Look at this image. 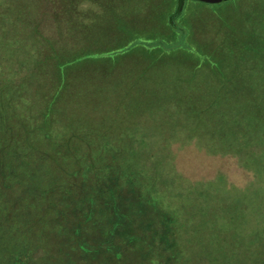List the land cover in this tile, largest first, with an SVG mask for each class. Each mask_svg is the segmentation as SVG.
<instances>
[{
  "label": "rangeland",
  "instance_id": "1",
  "mask_svg": "<svg viewBox=\"0 0 264 264\" xmlns=\"http://www.w3.org/2000/svg\"><path fill=\"white\" fill-rule=\"evenodd\" d=\"M180 3L179 0H132L129 8L144 10L132 15L127 24L136 35L144 33L148 39L162 37L168 43L176 42L180 32L170 27L167 14L181 7ZM46 8L44 4V12L40 10L35 26L24 18L27 21H22V44L19 42L13 51H0V76L5 84L0 85V100L4 99L5 104L0 106L3 110L0 115L8 119L10 112L11 120L18 124L16 133L21 132V139L27 137L22 133L26 115L29 121L39 125L40 119L34 118L39 102L38 87L47 81L57 59L63 57L56 52L55 62L51 60L55 50L65 55L69 51H83L90 42L102 47V43H109L110 47L132 38L128 36V26H119L126 23L124 20L118 24L103 21L106 37H81L71 32L68 18L46 17ZM181 9L184 13L179 23L189 31L186 36L189 48L184 49L187 51L171 52L157 46L114 62L86 59L69 73L72 84L78 83V77L96 79L87 85L90 91H86L85 97L88 99H82L77 93L65 94L68 99L62 104L58 120L63 119L65 125L68 121L84 119L92 123L91 128L97 123L108 125L95 129L89 137L93 136L95 145H99L100 137L109 140L111 144L105 149L110 148L106 151L110 156L113 151L120 152L122 173L133 176V182L130 181L133 186L116 179V170L102 182L115 177L118 181L115 185H121L118 190L100 192L102 189L97 186L101 176L95 182L82 178L79 184L83 183L85 189L79 188L74 197L63 199L59 194L61 202L58 203L71 217L64 225L69 227L60 233L53 226L56 221L52 216L58 220L63 217L61 211L49 210L51 200L47 197H41L38 202H31L29 197L23 200L21 184L13 181L15 190L9 196H0V264H264V253L254 259L219 253L213 243L216 232H197L199 221L185 234L187 242L181 237L177 241L170 229L176 213L166 209L159 192L148 189L155 180L159 188H164L171 173L176 185L182 182L185 186L196 183L205 187L211 181L216 183L210 186L211 190L225 185L246 189L256 179L255 169L244 166L241 155L229 153L240 148L229 147L227 139L234 141L235 135L240 134L239 137L255 144L252 148L256 153L264 148V122L258 131L255 126L242 125L245 119L252 118L254 124L263 121L258 120L260 111L255 114L249 108L252 93L264 97V0H185ZM3 23L0 18V28ZM206 55L214 62H209ZM143 66L148 70L143 71ZM118 69L134 74L117 79ZM105 76L111 79L106 80ZM100 78L104 83L109 81L105 89H99ZM8 103L14 104L10 110ZM240 108L246 115L243 121L233 120L228 126H220L222 117L237 115ZM110 123L113 125L109 126ZM63 125L56 128L53 143L50 138L38 137L47 132L37 134L33 128L27 133L28 139L42 152L56 146L78 153L81 160L76 163L69 159V164L72 162L74 170L84 174L89 165L86 152L93 148L84 146L78 136L66 133ZM140 137L146 143L149 141L148 148L139 149L136 139ZM102 143L100 140L101 146ZM23 145L22 149H26ZM241 149L252 151L246 144ZM151 152L156 153L160 163L140 161L139 170L132 165L133 157L141 155L144 160ZM141 164H145L144 177L138 175L140 169L143 171ZM105 167L100 170L110 168ZM56 185L58 190L59 182ZM201 207H206L205 202L202 201ZM207 208L216 209V206L209 204ZM49 211L53 212L48 214ZM212 227L209 224L207 229ZM205 228L201 225V230ZM44 229L48 232L43 234ZM173 229L177 228L173 226ZM57 238L60 239L57 241Z\"/></svg>",
  "mask_w": 264,
  "mask_h": 264
},
{
  "label": "trees",
  "instance_id": "2",
  "mask_svg": "<svg viewBox=\"0 0 264 264\" xmlns=\"http://www.w3.org/2000/svg\"><path fill=\"white\" fill-rule=\"evenodd\" d=\"M87 1H90V3ZM131 2L132 0H46L45 3L44 0H0V18L5 21L0 28V51H13L19 42L22 44V21L26 22L27 20L24 18L27 17L29 24L35 26L40 10L44 12V4L47 6L45 16H55L58 20L63 18L60 16H64L65 19L68 18L71 32L78 33L81 37L84 35L106 37L107 31L105 28H102L105 23L103 21H115L118 24L121 20H124L126 23L120 24L119 26H128L127 21L130 17L144 10L139 9L134 11L133 8H129ZM181 10L179 6L176 11L167 14V21L170 27L177 33L180 32L181 35H179V40L176 42L168 43V41L162 37L157 39L150 37L151 39H148L149 37L144 33L134 34V30L128 26L130 31L128 36L132 38L125 43H119L117 46L108 47L109 43H102L103 47L105 46L103 49L97 42H90L85 45L86 47H84L81 52L79 49L78 51H69L67 54L62 55L61 53L65 52H59V50H55L54 52V49L50 45H46L50 46L54 52L50 57L51 60L55 62L56 52L63 57L57 59L55 65L51 67L47 75V81L41 84L40 88L38 87L39 102L36 103L37 108L34 118L40 119L39 125H35L33 121H29L30 118L26 115V117L23 118L26 121L22 133L26 134L27 137L23 138L22 136L21 139V132L16 133L18 124L11 120L9 116L11 115L10 112L8 119L5 115H0V153H4L0 155V166L4 167L3 170L0 169V196L8 195V193L13 191L16 187V182H19L23 190V200L29 197L31 202H34V200L38 202V199H41V197H47L51 200L49 203V210H60V213L63 214V217L58 219L59 221L52 216V220L56 221L53 222V226L56 228V231L61 233L62 229L69 227V224L67 226L64 225L70 221L71 217L65 214L64 207L58 203V201L61 202L59 194L63 196V199L74 197V194L78 192L77 190L79 188L81 191L85 189L82 187L83 183L79 184L80 181L83 182L82 178H88L95 182L94 180H97L98 176H101V183L98 184L97 188L102 189L100 192L103 193H105L104 189L118 190V187L121 188L120 183L119 185H115L118 182L116 180L117 178L121 182H124L122 184L127 186L128 183H130L131 186H133L131 183L133 182V176L129 173H122L123 171L121 170V163L119 161L120 152L113 151L110 156L109 153L106 152L110 150V148L108 147L105 149V147L111 144L109 140L100 137L99 139L103 141L101 146L100 140L99 145H95L93 136L92 138L89 137L91 136V132L95 131V129L108 125H99V123H97L91 128L90 126L92 123L84 119L77 120L76 122L68 121L65 125H63V119L62 121L61 119L58 120L61 115V110L63 109L62 104L68 99L65 98V94L77 93L79 94L78 96L83 97L82 99H88L85 97L87 95L86 91H90L87 85L89 82L95 81L96 79L94 76H89L88 78L78 77V83L72 84L70 83L72 79L69 73H71V70L75 66L85 63L86 59H102V61L107 60L114 62L136 51L144 49L149 50L157 48V46L171 52L180 50L187 51L184 49L189 48L186 43V36L187 34L189 35V31L179 23V19L184 13V11L181 13ZM56 23L57 21L55 24ZM124 31L126 32V28L123 29V32ZM33 32H35V30H33ZM190 48L194 49L192 46ZM206 57L209 59V62H214L211 56L206 55ZM1 70L0 68V75H2ZM146 70H148V68L143 66V71ZM163 71L164 70H162V72ZM124 72H126V70L118 69L115 72L117 73V79H122L126 75L134 74L133 71ZM104 79L109 80L111 78L105 76ZM104 79H99V89H105L106 84L109 83V81L104 83ZM0 85H5L3 84L1 76ZM252 95L253 97L251 98L249 109L255 114L256 111H260L261 116H258V120L263 121L254 124L255 121L253 122V120H251L252 118L249 120L245 119L246 115L240 108L237 115L233 114L227 116L226 114L225 117H222L219 121L220 126L225 127L230 125V122H233V120L236 121L240 119V121H243L245 119L242 125L255 126L256 131H258L259 125L264 122V97L262 95H256L255 93H252ZM128 99H131V96ZM235 100L237 101L236 98ZM242 102L243 100H241L240 103ZM4 105V99L0 100V106L3 107ZM13 105L14 104L8 103L7 108L10 110V107ZM2 112L3 110H0V113ZM128 114L129 113L126 115L129 117ZM130 120L136 123L140 122L138 119ZM252 122L253 124L251 125ZM59 125H63L66 133L76 135L80 139H83L84 142L81 143L84 146L89 145L93 148L89 152H86L85 158L86 161L88 160L86 164L89 165L85 169L84 174L83 172L79 173V169L74 170L75 166H72V162L71 165L69 164V159H74L76 163L78 159L81 160L78 153L68 152L67 149L56 146L53 147V150L48 148L44 149V152H42L43 150L36 148L34 141H29L28 139L27 133H30L31 128H33V130L35 129L37 131V134L43 131L47 132V134L44 133L43 136L38 135V137L40 139L47 138L48 140L50 138L51 143H53L56 140V128ZM112 125L113 123L109 124V126ZM239 136L240 134H236L234 141L227 139L228 143L226 144L229 147L232 145L239 147L240 149H238V151L232 150L229 153L241 155L240 161L243 162L244 166L255 169L256 179L248 188L242 189L234 185H225L221 189L211 190L210 186L216 185L215 182L211 181L208 182L205 187H199L200 185L196 183H189L185 186L182 182L176 185L175 178L171 175L172 173L168 179L170 181L166 183L164 188H159V185L155 183L157 182L156 180L154 183L150 184V188L144 186L152 192H159L158 196L163 201L166 209L169 211L173 210L176 213L175 222L171 224L170 229L172 228L171 231L173 235L176 236L177 241L181 237L182 240L187 242V236L185 237V234H188L195 222L199 221V229L197 232H216L213 243L219 253H224L233 257L254 259L257 255L264 253V148L262 152L256 153L252 148L255 144ZM131 140L129 139V142H131ZM136 140L139 142V149L148 148L149 141L146 143L143 137ZM22 144L26 145H23L26 149H22ZM243 144H246V146L248 145L252 151H250V149H247V151L244 149L242 150ZM37 152L41 153L38 154ZM145 156L144 160L141 159L143 157L141 155L138 157L139 159L133 157L134 163H132V165L136 166L139 170L140 161L144 163L147 162L146 164H148V161L160 163L156 153L151 152L149 155ZM126 160L127 158H125V161ZM104 166L110 168L106 171H101V167ZM140 167H142L143 171L140 169L138 175L144 177L145 164H141ZM115 170L116 173L114 172ZM74 171L75 174L73 173ZM112 172L116 174V179L114 177L112 181L102 182L103 179L106 180V178H109ZM72 176L76 177V180L73 179ZM157 179L162 183L160 176H157ZM58 182L59 186L57 190L56 183ZM89 184L91 185V183ZM136 187L139 190L138 192L143 194L140 187L137 185ZM20 188L21 187L18 189ZM225 194L226 196L224 198L223 196ZM202 201L206 204L204 208L201 207ZM63 202L65 205V200ZM209 204L216 206V209L207 208ZM51 212L53 211H49L48 214ZM190 212L193 215H191ZM49 221H51L50 218ZM209 224H212L214 227L207 229ZM26 225H30L29 220L26 221ZM180 225L182 227H179ZM201 225L206 228L201 230ZM173 226L177 229H173ZM46 232H48V230L44 229L42 233L44 234ZM59 239L60 238H57V241ZM66 244H71V242H67Z\"/></svg>",
  "mask_w": 264,
  "mask_h": 264
},
{
  "label": "water",
  "instance_id": "3",
  "mask_svg": "<svg viewBox=\"0 0 264 264\" xmlns=\"http://www.w3.org/2000/svg\"><path fill=\"white\" fill-rule=\"evenodd\" d=\"M205 1H210V2H218V1H221V0H205ZM180 5H181V8H182V6L184 5V3H185V0H180Z\"/></svg>",
  "mask_w": 264,
  "mask_h": 264
},
{
  "label": "flooded vegetation",
  "instance_id": "4",
  "mask_svg": "<svg viewBox=\"0 0 264 264\" xmlns=\"http://www.w3.org/2000/svg\"><path fill=\"white\" fill-rule=\"evenodd\" d=\"M224 0L218 1V2H223Z\"/></svg>",
  "mask_w": 264,
  "mask_h": 264
}]
</instances>
